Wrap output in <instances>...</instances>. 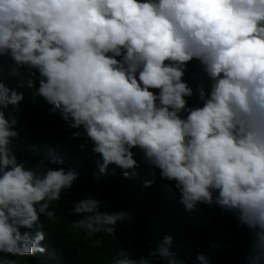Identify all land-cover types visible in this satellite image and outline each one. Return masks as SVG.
<instances>
[{
    "label": "clouds",
    "instance_id": "1",
    "mask_svg": "<svg viewBox=\"0 0 264 264\" xmlns=\"http://www.w3.org/2000/svg\"><path fill=\"white\" fill-rule=\"evenodd\" d=\"M3 58L35 83L33 102L91 144L94 179L135 177L144 163L145 188L158 170L185 210L233 215L249 236L245 264H264V0H0ZM193 60L205 77L195 90L184 79ZM22 86L0 77V264L46 251L41 217L57 214L51 202L79 176L51 154L43 173L17 156ZM69 215L89 236H115L130 212L86 193ZM172 243L165 235L138 256L121 248L111 264H185Z\"/></svg>",
    "mask_w": 264,
    "mask_h": 264
},
{
    "label": "trees",
    "instance_id": "2",
    "mask_svg": "<svg viewBox=\"0 0 264 264\" xmlns=\"http://www.w3.org/2000/svg\"><path fill=\"white\" fill-rule=\"evenodd\" d=\"M10 63L7 58L0 61V77L13 88L23 85L18 90L24 93L18 125L22 139L14 149L17 156L24 159L26 167L43 173L44 165L39 162L51 154L63 160L59 166L74 169L79 176L72 188L62 193L60 201L51 202L50 209L57 214L41 217L46 232L42 246L46 251L26 257L8 256V259L15 264H111L121 248L138 256L147 251L149 242L155 248L165 235H171L170 250L185 264H200L196 259L198 253L204 254L209 264H245L249 236L237 219L219 207L205 204L185 210L173 183L161 179L158 170L155 184L147 188L142 180L150 170L144 163L135 177L125 178L117 169L115 175L94 179L97 157L90 150L91 144L83 137L70 138L71 133L59 113L50 114V105L42 98L37 97L33 102L35 83L33 88H28L24 77L11 76ZM184 79L194 90L205 81L197 61L188 64ZM198 103L196 95L189 98V105ZM86 193L106 201L111 210L130 212L127 222L116 225L115 236L103 232L89 236L86 230L72 226L79 217L69 215V210Z\"/></svg>",
    "mask_w": 264,
    "mask_h": 264
}]
</instances>
